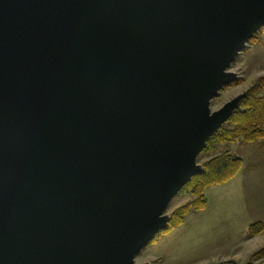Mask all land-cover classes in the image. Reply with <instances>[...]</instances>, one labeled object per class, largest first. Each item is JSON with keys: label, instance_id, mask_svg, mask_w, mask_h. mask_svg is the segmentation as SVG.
Masks as SVG:
<instances>
[{"label": "water", "instance_id": "95a60500", "mask_svg": "<svg viewBox=\"0 0 264 264\" xmlns=\"http://www.w3.org/2000/svg\"><path fill=\"white\" fill-rule=\"evenodd\" d=\"M263 27L264 0H0V264H134Z\"/></svg>", "mask_w": 264, "mask_h": 264}, {"label": "rangeland", "instance_id": "374dc122", "mask_svg": "<svg viewBox=\"0 0 264 264\" xmlns=\"http://www.w3.org/2000/svg\"><path fill=\"white\" fill-rule=\"evenodd\" d=\"M228 70L237 80L211 100V112L241 97L234 113L252 86L264 77L262 28ZM231 117L208 139L196 164L201 174L210 160L227 155L241 160L239 170L229 181L207 187L201 196L181 189L162 215L167 220L166 228L141 249L134 264H264V258L254 257L264 249V229L251 235V228L264 226V136L253 142L244 136L233 141L225 137L212 140L235 128L236 124L229 122ZM199 199L203 206L197 204L195 208L193 204ZM185 207L188 211L177 225L175 215Z\"/></svg>", "mask_w": 264, "mask_h": 264}, {"label": "trees", "instance_id": "16d2710c", "mask_svg": "<svg viewBox=\"0 0 264 264\" xmlns=\"http://www.w3.org/2000/svg\"><path fill=\"white\" fill-rule=\"evenodd\" d=\"M262 31H264V28H262ZM229 122L236 124L235 128L213 136L212 140L217 139L218 141L225 137L233 141L237 136H244L246 141L253 142L264 136V77L252 86L251 90L241 102L240 108L232 114ZM240 165L241 160L239 158L227 155L214 158L204 165L201 174L195 175L190 179L182 188V191L190 189L194 196H201L207 187L219 185L232 179L239 170ZM197 204L199 208L203 206L200 199L193 206L197 208ZM187 211L188 207H185L175 215L176 221L174 222L177 225L182 223L181 219ZM263 229L264 226L253 227L251 228V235L260 234ZM254 257L264 258V249L258 251Z\"/></svg>", "mask_w": 264, "mask_h": 264}]
</instances>
